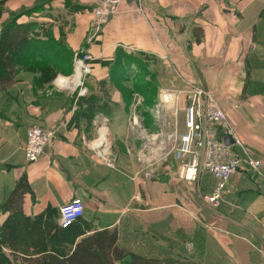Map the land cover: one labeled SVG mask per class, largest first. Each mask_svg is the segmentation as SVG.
<instances>
[{"label":"crops","instance_id":"0c3cea01","mask_svg":"<svg viewBox=\"0 0 264 264\" xmlns=\"http://www.w3.org/2000/svg\"><path fill=\"white\" fill-rule=\"evenodd\" d=\"M44 1L46 15L33 11L17 23L38 25L41 42L62 50L51 52L56 63L67 58L72 66L75 55L88 54L98 82L107 77L99 62L122 52L149 69L158 93L184 89L181 78L194 80L225 114L248 155L260 162L261 176L242 165L212 210L203 201L215 184L208 173L195 182L180 180L171 157L151 180L138 173L131 103L113 94L109 113L88 122L75 95H47L52 80L42 83L38 70L20 71L0 90V264H40L52 252L66 256L82 238L100 232L114 233L116 247L153 264H264V0H143L142 12L125 0L94 38L95 0ZM36 3L0 0L13 13ZM158 93L151 104L138 107L152 131L149 109ZM103 119L113 169L88 145L98 134L95 121ZM34 125L53 137L41 157L27 163L23 147ZM22 178L28 191L20 213L12 214L4 207ZM75 199L84 206L70 227L77 235H64L58 209Z\"/></svg>","mask_w":264,"mask_h":264},{"label":"built area","instance_id":"2783aa9c","mask_svg":"<svg viewBox=\"0 0 264 264\" xmlns=\"http://www.w3.org/2000/svg\"><path fill=\"white\" fill-rule=\"evenodd\" d=\"M123 1L125 0H95L90 21L93 38L110 18L117 15L118 7ZM129 1L135 4L137 11L142 12L143 0ZM90 61L91 57L88 54L75 55L72 60L73 73L64 81L69 88L59 83L56 85L58 89H50L47 92L65 90L76 98L85 96L87 89L84 79L91 73ZM181 81L184 89L161 91L157 95L155 105L149 109L154 131L144 126L142 116L138 113V107L144 103L143 98L140 95L134 96V104L130 109L129 128L138 141L135 154L138 173L145 180L153 179L157 167L169 157L177 164L176 176L180 180L195 182L201 173H208L215 184L211 192L203 196V201L210 209L216 210L223 201V193L229 180L239 168L246 165L255 174L261 176V164L248 155L211 95L192 79L181 78ZM180 104L183 107V130L179 129ZM97 121L99 120L95 121L97 137L88 145L106 167L113 169L109 144L100 134L106 127L107 121L104 119L101 122ZM52 137V131L30 126L23 147L26 162H36ZM224 138H228L232 145L226 147L222 142ZM101 139L102 141L99 142ZM231 148L238 150V154ZM83 211L84 206L77 199L59 207L60 229L74 224L82 217Z\"/></svg>","mask_w":264,"mask_h":264},{"label":"trees","instance_id":"16d2710c","mask_svg":"<svg viewBox=\"0 0 264 264\" xmlns=\"http://www.w3.org/2000/svg\"><path fill=\"white\" fill-rule=\"evenodd\" d=\"M44 0H37V5L31 10H22L20 12L4 13L2 4H0V90L9 88L16 75L20 71H35L41 74V82L49 83L58 72H64L66 75L72 74V66L69 65L70 56L66 54L65 63L50 62L45 59V54L51 53L49 46L42 43L40 35L41 29L36 23L18 24L17 21L24 15H30L33 11H40L44 5H41ZM45 3L48 0L44 1ZM40 4V5H38ZM7 15L4 21L2 18ZM3 21V22H2ZM44 36L50 37L45 33ZM51 47V46H50ZM30 57V58H29ZM71 63V62H70ZM91 63V62H90ZM89 63V64H90ZM105 68L107 76L96 82L93 77L92 67L91 73L84 79V85L87 87V94L77 99V103L81 104L79 111L87 118L88 122L95 115L107 114L110 108L106 106L112 95L114 94L113 87H119L120 82H126L124 78L135 75L133 80H138V73L135 71V66L139 63L130 55L118 53L111 61L99 62ZM141 64V63H140ZM144 65V64H141ZM134 67L133 69L131 67ZM142 71V70H141ZM150 78L152 75L149 74ZM119 79V82H117ZM140 94L144 97V102L151 104L156 97V83L152 87L144 88L136 84ZM96 94H91V91ZM100 93V96L98 95ZM122 96V95H121ZM129 99V98H127ZM129 101V100H128ZM127 101V102H128ZM83 105V107H82ZM220 135V134H219ZM28 191L26 180L22 178L14 192L11 194L5 207L12 214L20 213V200L24 192ZM72 226V225H71ZM70 226V227H71ZM70 227L62 229L60 232L64 235H77L76 230ZM74 234V235H73ZM116 237L114 233L100 232L91 236L82 238L75 244L73 251L69 255H61L49 253L43 255L38 261L40 264H153V260L143 259L136 255L126 253L115 245Z\"/></svg>","mask_w":264,"mask_h":264},{"label":"rangeland","instance_id":"374dc122","mask_svg":"<svg viewBox=\"0 0 264 264\" xmlns=\"http://www.w3.org/2000/svg\"><path fill=\"white\" fill-rule=\"evenodd\" d=\"M3 11H4V13H8V11L6 9H4V8H3ZM36 15L38 17H42V16L46 15L45 9H41L40 11H38L36 13ZM2 19L5 21L7 19V15L5 14ZM48 48H50L51 52L52 51H55L57 53L62 52V50L59 49L57 46H52L51 45V47L49 46ZM45 58H46L47 61L57 62L56 61V58H54L52 56V53L45 54ZM134 66L136 67L137 72H138V80H136V81L133 80L134 77H135V75H136L135 74L134 77L133 76H130L128 78H124V80H126V82H120L119 83V87L120 88H118L116 86L112 88V89H114V92L113 93L116 94L121 99L122 102L131 103V105L134 104V96L135 95H140V94H137L139 91H135V89H137L136 84L139 85V87H143L142 89H144V88L152 87V85L155 83L154 79L149 77L150 76L149 75L150 72L148 71L149 70L148 68H146L145 66H141L139 64L138 65H134ZM60 73H62V72H60ZM65 74L66 73L63 72L61 76H57L54 79H52V81L50 82V85H48V87L45 88V89H49V90L50 89H58L56 87V85L59 84V83L64 82L67 78L71 77V75H72V74L71 75H65ZM173 77H175V74H174ZM117 82H119V79H117ZM180 84L181 83L176 79V85H178V86H180V88H182V85H180ZM85 88L87 89L86 86H85ZM62 92H65V90H63L61 92L60 91H52V92H45V93L47 95H51L52 93L54 94V93H62ZM141 97H142V95H141ZM127 98H129V99H127ZM143 100H144V98H143ZM179 123H180V128L179 129H183V107H182L181 104H180V107H179ZM34 126H36V125H34ZM231 128H232V126H231Z\"/></svg>","mask_w":264,"mask_h":264},{"label":"water","instance_id":"95a60500","mask_svg":"<svg viewBox=\"0 0 264 264\" xmlns=\"http://www.w3.org/2000/svg\"><path fill=\"white\" fill-rule=\"evenodd\" d=\"M223 144L226 146V147H229L232 145L231 141L228 139V138H224L222 140Z\"/></svg>","mask_w":264,"mask_h":264},{"label":"bare ground","instance_id":"6f19581e","mask_svg":"<svg viewBox=\"0 0 264 264\" xmlns=\"http://www.w3.org/2000/svg\"><path fill=\"white\" fill-rule=\"evenodd\" d=\"M62 81V80H61ZM62 84V86H64L65 88H69V86H67L66 84H65V82H62L61 83ZM101 125V124H100ZM104 126V125H103ZM102 134H101V137H102V139H105V134H104V132H101ZM102 139L99 141V142H101L102 141ZM176 169H177V166H176Z\"/></svg>","mask_w":264,"mask_h":264}]
</instances>
